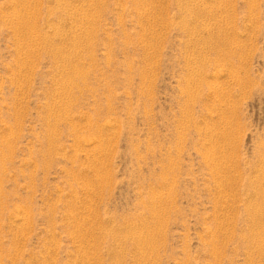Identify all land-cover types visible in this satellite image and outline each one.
Returning a JSON list of instances; mask_svg holds the SVG:
<instances>
[{
  "label": "rangeland",
  "instance_id": "rangeland-1",
  "mask_svg": "<svg viewBox=\"0 0 264 264\" xmlns=\"http://www.w3.org/2000/svg\"><path fill=\"white\" fill-rule=\"evenodd\" d=\"M0 264H264V0H0Z\"/></svg>",
  "mask_w": 264,
  "mask_h": 264
},
{
  "label": "bare ground",
  "instance_id": "bare-ground-1",
  "mask_svg": "<svg viewBox=\"0 0 264 264\" xmlns=\"http://www.w3.org/2000/svg\"><path fill=\"white\" fill-rule=\"evenodd\" d=\"M64 10V9H63ZM26 27V26H25ZM261 195V194H260ZM260 210V209H259ZM260 215V214H259Z\"/></svg>",
  "mask_w": 264,
  "mask_h": 264
}]
</instances>
